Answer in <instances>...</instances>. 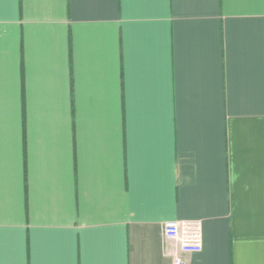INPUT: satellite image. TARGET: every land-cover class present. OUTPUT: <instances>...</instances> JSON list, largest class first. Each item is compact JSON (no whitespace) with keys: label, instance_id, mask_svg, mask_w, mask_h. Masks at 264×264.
<instances>
[{"label":"crops","instance_id":"obj_1","mask_svg":"<svg viewBox=\"0 0 264 264\" xmlns=\"http://www.w3.org/2000/svg\"><path fill=\"white\" fill-rule=\"evenodd\" d=\"M264 264V0H0V264Z\"/></svg>","mask_w":264,"mask_h":264},{"label":"built area","instance_id":"obj_2","mask_svg":"<svg viewBox=\"0 0 264 264\" xmlns=\"http://www.w3.org/2000/svg\"><path fill=\"white\" fill-rule=\"evenodd\" d=\"M163 236L174 264H187L181 254L196 253L202 249L200 220H169L163 225Z\"/></svg>","mask_w":264,"mask_h":264}]
</instances>
